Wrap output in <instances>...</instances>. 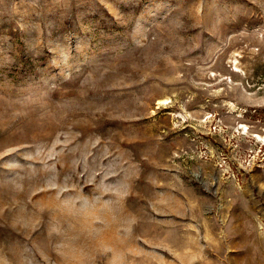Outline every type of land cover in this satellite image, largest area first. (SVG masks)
<instances>
[{
  "label": "rangeland",
  "instance_id": "1",
  "mask_svg": "<svg viewBox=\"0 0 264 264\" xmlns=\"http://www.w3.org/2000/svg\"><path fill=\"white\" fill-rule=\"evenodd\" d=\"M0 264H264V0H0Z\"/></svg>",
  "mask_w": 264,
  "mask_h": 264
}]
</instances>
